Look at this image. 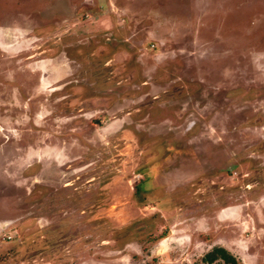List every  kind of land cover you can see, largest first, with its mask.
Returning <instances> with one entry per match:
<instances>
[{
  "label": "rangeland",
  "instance_id": "obj_1",
  "mask_svg": "<svg viewBox=\"0 0 264 264\" xmlns=\"http://www.w3.org/2000/svg\"><path fill=\"white\" fill-rule=\"evenodd\" d=\"M219 247L264 264V0H0V264Z\"/></svg>",
  "mask_w": 264,
  "mask_h": 264
},
{
  "label": "trees",
  "instance_id": "obj_2",
  "mask_svg": "<svg viewBox=\"0 0 264 264\" xmlns=\"http://www.w3.org/2000/svg\"><path fill=\"white\" fill-rule=\"evenodd\" d=\"M218 259H222L226 264H237L236 258L221 247L215 248L212 252L205 256V261L210 264L214 263Z\"/></svg>",
  "mask_w": 264,
  "mask_h": 264
},
{
  "label": "crops",
  "instance_id": "obj_3",
  "mask_svg": "<svg viewBox=\"0 0 264 264\" xmlns=\"http://www.w3.org/2000/svg\"><path fill=\"white\" fill-rule=\"evenodd\" d=\"M224 211H228V209H225ZM224 212L221 213V217H223Z\"/></svg>",
  "mask_w": 264,
  "mask_h": 264
},
{
  "label": "built area",
  "instance_id": "obj_4",
  "mask_svg": "<svg viewBox=\"0 0 264 264\" xmlns=\"http://www.w3.org/2000/svg\"><path fill=\"white\" fill-rule=\"evenodd\" d=\"M8 238L10 239L11 237L9 236Z\"/></svg>",
  "mask_w": 264,
  "mask_h": 264
}]
</instances>
